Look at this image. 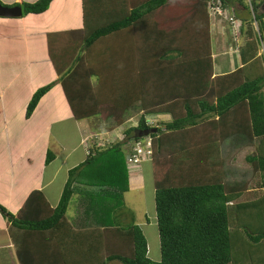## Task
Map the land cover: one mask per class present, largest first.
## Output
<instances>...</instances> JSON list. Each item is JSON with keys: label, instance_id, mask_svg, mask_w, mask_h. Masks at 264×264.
<instances>
[{"label": "trees", "instance_id": "1", "mask_svg": "<svg viewBox=\"0 0 264 264\" xmlns=\"http://www.w3.org/2000/svg\"><path fill=\"white\" fill-rule=\"evenodd\" d=\"M51 1L21 4L23 16L45 12ZM117 1L119 8L114 2L100 9L103 0H83L84 27L63 35L76 39V57L62 65L63 55L52 47L59 33L48 35L49 55L76 119L99 117L120 126L132 110L141 112L135 126L124 128V142L157 128L149 134L159 260L148 256L147 238L133 215L126 224L113 221L127 209V172L113 158L122 151L119 143L90 148L86 160L69 171L56 207L39 191L16 216L0 205L20 264H68L75 258L82 264H241L237 257L243 248L251 262L264 264L247 247L264 242V221L257 229L250 219L255 206L264 219V53L259 54L264 50V13L258 11L263 0H220L241 21L242 65L218 75L209 14L214 0ZM231 34L227 26L229 41ZM53 84L33 94L27 117ZM165 114L169 120L158 127L148 125L147 116ZM236 136L237 142L254 146L245 158L260 177L252 200L240 201L248 183L225 180L221 147ZM53 157L48 152L46 162ZM95 164L105 177L99 184L118 187L114 202L119 205L103 199L86 213L93 215L91 223L69 220L74 178L82 167ZM112 166V178L107 179ZM32 205L38 216L25 218Z\"/></svg>", "mask_w": 264, "mask_h": 264}, {"label": "crops", "instance_id": "2", "mask_svg": "<svg viewBox=\"0 0 264 264\" xmlns=\"http://www.w3.org/2000/svg\"><path fill=\"white\" fill-rule=\"evenodd\" d=\"M36 1L0 0L3 5L9 7ZM213 24L212 33L213 30L217 33L221 32V21L219 20L218 24L214 20ZM83 27V0H52L49 8L40 14L29 13L23 16L22 13L21 17L0 16V205L5 206L16 216L33 192L39 191L51 207H56L69 171L86 160L90 148L122 143L119 145L122 151L113 158L119 163L123 172H127L128 189L123 194L127 209L120 210L113 221L126 224L133 215L135 223L141 227L147 238L148 256L157 261L160 256V244L156 225L152 161H144L137 167L127 168L126 158L131 150V142H124L122 138L124 127H128L127 121L135 116L128 115L125 123L120 126H116L112 120H103L99 117L76 119L63 91L61 78L49 55L48 35L59 33L61 35L53 37L52 47L63 55L62 65L70 56L75 58L78 52L75 50L76 39H66L63 35L67 31H77ZM221 38L218 35L219 45L223 42ZM239 46L237 45L238 48ZM237 51H234L237 53V65L230 58L231 67L228 70L214 67L215 75L222 71H233L242 65ZM51 82L54 84L50 90L40 98L31 115L27 117L26 108L33 94L40 87ZM138 113L140 115L141 112ZM158 116H167V114L155 117ZM67 124L71 126L70 130ZM48 152L54 157L47 163ZM99 166L95 164L82 167L75 176L72 184L74 192L69 202L72 206L66 213L69 220L79 219L91 223L94 220L93 215L86 216V213L93 208L97 209L103 203L99 201L103 199L107 202L116 201L114 193L118 194V187L115 189L108 183L99 184L103 178L105 179L99 173L101 171ZM147 167H149L148 173H146ZM114 169L115 166H112V170L107 172V179L112 178ZM147 180L152 181L151 207L145 206L144 218L141 215L138 220L130 210L126 194L131 190L144 191ZM85 186L91 187L90 193H84L87 191L83 190ZM105 186L110 190L98 191ZM38 196L37 200L40 203ZM113 204L119 205V202ZM38 206L36 204V211L39 210ZM259 208L255 206L250 215L251 222L257 229L261 228L259 225L264 221L263 211L259 212ZM36 211L32 205L26 210L24 217L30 218L35 214L38 216ZM153 224L156 231L155 239L151 240L147 236V227H152ZM9 226L0 212V253L5 252V257H0V264H20L17 244L10 236ZM237 239H240V236H237ZM247 247L253 251L255 261L259 263L260 260H264V242ZM243 249L237 257L239 263L257 264L251 262L247 255L245 256ZM68 264H82V262L79 258H75Z\"/></svg>", "mask_w": 264, "mask_h": 264}, {"label": "rangeland", "instance_id": "3", "mask_svg": "<svg viewBox=\"0 0 264 264\" xmlns=\"http://www.w3.org/2000/svg\"><path fill=\"white\" fill-rule=\"evenodd\" d=\"M116 3L118 6V1L117 0H103V4L100 3L101 8H103L105 5L107 7L110 6L113 7L114 4ZM103 5V6H102ZM88 7L93 9L92 6V2H88ZM259 11V9H258ZM260 12V11H259ZM91 13V12H89ZM93 17V14H92ZM218 22L220 19L219 17L215 18ZM219 24V22H218ZM222 28H221V32H218L216 30H213V37H214V52L213 54H215L214 57V67L218 68L220 67L221 70H228L231 67V61L230 58L232 59L233 63L238 62L237 59V53H234V51L236 52V50H238L239 48L237 47V45H241L242 44V40L240 36H237L236 38L234 37L233 34H231V40L229 41L227 36H226V29H227V23L225 21H222L221 23ZM255 28H258L257 24L254 23L253 24ZM217 33V34H216ZM225 33V34H224ZM218 35H221V40L223 41L221 43V45H219L218 43ZM97 46V45H96ZM99 46V45H98ZM226 52V53H225ZM238 52V51H237ZM264 51L261 48L259 51V54H263ZM232 56V57H231ZM137 110H132L129 114V116H135L131 117L128 121H127V126H135L137 123V120L139 119V113L136 112ZM168 119H170V116H158V118L156 119H152L151 117H148V121H152L154 124L160 125L161 122L167 121ZM125 123V121H124ZM71 126L69 124H67V128L68 130H70ZM125 128V127H124ZM69 134H73V132H68ZM238 141V138L236 136V138H228L223 142L222 145V156L224 158V168L226 170V181L232 184H240V183H248V187H249V191H247L244 196L242 197V200H247V199H252L254 198L255 194L258 192L257 190V186L259 183V174L258 173H254L251 166L246 162L245 158L247 155L251 154L254 151V146L253 145H249L250 143H248L247 140L244 141ZM150 167V163L148 164ZM127 168L131 169L133 168L132 166H129V164L127 163ZM149 171V167L146 168V173H148ZM148 177V176H147ZM146 189L144 191L142 190H131L129 193L126 194V201L129 202V207L131 208L130 210H132V213L134 214V216H136V218L138 220H140V216L145 213L144 209L145 206H150V202L152 199L151 196V192L152 191V181L147 180L146 181ZM253 189V190H250ZM83 190H87L84 193H90L91 192V187L90 186H85L83 187ZM110 190L108 187H103V188H99L98 191H108ZM71 206L69 205L68 211L71 210ZM152 206H154L152 204ZM144 218V216H143ZM152 226V225H151ZM148 232H147V236L149 239L154 240L155 239V231H156V227L153 226L152 227H147ZM5 252L2 251L0 253V257H5ZM12 264V263H9Z\"/></svg>", "mask_w": 264, "mask_h": 264}, {"label": "built area", "instance_id": "4", "mask_svg": "<svg viewBox=\"0 0 264 264\" xmlns=\"http://www.w3.org/2000/svg\"><path fill=\"white\" fill-rule=\"evenodd\" d=\"M209 14L213 19L219 17L220 21H226L229 24L235 38L239 35L241 31V22L234 17L230 8L223 7L220 0L211 1V4L209 5ZM148 124L151 126L153 125V122L148 121ZM151 147V138H148L147 140L135 141L131 152L127 155L128 164L130 166H137L144 159H150L152 155Z\"/></svg>", "mask_w": 264, "mask_h": 264}, {"label": "water", "instance_id": "5", "mask_svg": "<svg viewBox=\"0 0 264 264\" xmlns=\"http://www.w3.org/2000/svg\"><path fill=\"white\" fill-rule=\"evenodd\" d=\"M259 11L261 13H264V0L259 5ZM0 16L3 17H21L22 16V8L21 6H5L0 2ZM157 128L151 129V131L146 132L145 135H148L149 133L156 132Z\"/></svg>", "mask_w": 264, "mask_h": 264}, {"label": "clouds", "instance_id": "6", "mask_svg": "<svg viewBox=\"0 0 264 264\" xmlns=\"http://www.w3.org/2000/svg\"><path fill=\"white\" fill-rule=\"evenodd\" d=\"M212 18V17H211ZM212 20H213V23H214V20H216V19H213L212 18ZM217 21V20H216ZM240 21V20H239ZM219 22V21H218ZM241 22V21H240ZM227 23V22H226ZM228 24V23H227ZM227 26H229V24L227 25ZM242 27V26H241ZM230 31H231V28H230ZM231 33H232V31H231ZM233 34V33H232ZM264 51V50H263ZM156 115H150V116H147L146 117V119L148 120V117H151V120L152 119H156V118H158V117H155ZM149 125V124H148ZM150 126V125H149ZM153 126H156V127H158L159 125H157V124H154L153 123V125H151V127H153ZM123 134V133H122ZM122 138L124 139L125 138V136H124V134L122 135ZM148 138H151V142L153 141L152 140V137H151V135L150 134H148V135H143V136H141L140 138H138V139H133L132 141H131V149H132V147H133V145H134V142L135 141H137V140H147ZM152 148V147H151ZM152 154H153V152H152ZM144 161H152V155H151V158L150 159H144L140 164H138L137 166H139V165H141ZM128 163V162H127ZM130 166V165H129ZM137 166H132V167H137Z\"/></svg>", "mask_w": 264, "mask_h": 264}]
</instances>
